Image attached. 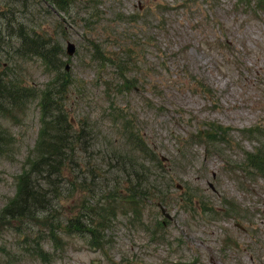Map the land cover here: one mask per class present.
Wrapping results in <instances>:
<instances>
[{"label": "rangeland", "instance_id": "obj_1", "mask_svg": "<svg viewBox=\"0 0 264 264\" xmlns=\"http://www.w3.org/2000/svg\"><path fill=\"white\" fill-rule=\"evenodd\" d=\"M69 6L0 0V79L26 87L17 110L0 112V139L8 142L0 150V210L15 197L39 137L40 93L57 72L66 85L64 62L55 72L22 53L20 22L41 42L51 38L64 49L67 40L75 42L68 72L76 83L69 93L56 86L63 92L49 98L83 125L77 163L69 160L47 178L57 181L48 216L0 222V264L7 254L10 264H264V163L251 167L264 162V5L71 0ZM96 53L113 62L94 60ZM123 74L137 79L128 93L114 86ZM52 108L46 101V112ZM113 108L161 147L164 171L145 164L152 179L160 176L172 216L164 217L157 198L146 200L140 219L119 211L100 238L87 211L103 192L130 191L119 164L139 158L112 119ZM209 127L212 135L197 136Z\"/></svg>", "mask_w": 264, "mask_h": 264}, {"label": "trees", "instance_id": "obj_2", "mask_svg": "<svg viewBox=\"0 0 264 264\" xmlns=\"http://www.w3.org/2000/svg\"><path fill=\"white\" fill-rule=\"evenodd\" d=\"M45 1H48L53 6L57 7V9L67 10V11H69L70 9L68 8V6H64V5L59 6V0H45ZM18 26L25 27V29L19 28L20 39H19L18 45L21 47L22 53L24 55L31 54L35 56L36 58L40 59L41 61H44V63H47V66H52V69L57 70V68L59 67L57 64L58 63L61 64V61L57 60L56 56L61 51V46L59 44H51L50 43L51 38H49V40L46 41L49 45V47L47 48L45 42L40 43L41 38L37 37L38 33H36L35 31L28 30L27 26H25L23 22H20V25ZM28 31H30V33H28ZM96 59L98 61L103 60V64H106L107 62H113V59L110 56L106 57L103 54H101L100 56H96L94 60ZM65 77H66V85L63 82L64 80L61 79V81L59 82V85L62 87L60 88L65 89V86H66L67 91H71L75 85V79L73 78V76H70V73L66 70V68H65ZM136 83H137L136 77L134 76L127 77L126 75L123 74L122 80L119 81V84H117L118 86L117 91L120 93L125 89V91L127 92L131 88H135ZM110 84H111V81H108V85ZM0 87H2L0 89V112H4L5 109L9 107L10 103L14 107V106H18V102H22L20 101L19 98H17L18 97L17 92H13L15 90L11 87V84L3 83L2 85H0ZM51 92L53 95H57L58 92L60 91H55V89H51ZM49 99L50 98L47 97L45 101L50 102L51 107H53V110H54V112L49 114L50 119L48 122L51 125L49 128V131L46 133L45 139L42 138L40 140V143L38 144L41 147H39L38 151L33 157L34 159L31 165L32 170L24 173L21 176V181L23 182L21 185L20 193L17 196V199L14 201L12 200L9 203V205H7L0 212V215L15 216L14 215L15 212L17 214H23V213L30 214L34 212V210H39L38 209L39 207L44 206L42 203V198H41L42 195L44 194V191L42 190L37 180H35V178L38 175L44 173V171L47 174H53L55 172L60 171L61 164L66 162V160L68 159L72 160L69 157L71 154L73 156V163L76 161L75 156H74V152H75L74 144L71 143L72 144V150H71V145H69V142H68L70 138H69V134L66 132L67 125L65 122V115H62L63 113L62 111L61 113L59 112L60 106L57 104V100H54L55 99L54 98L52 101H50ZM44 109H45V106H44ZM58 113L60 114L58 115ZM69 122H70V127H71L73 125V122H71L70 119H69ZM70 133H71V141H72L74 140V138H73V133L71 132V130H70ZM201 133H202V130L200 134ZM203 133H206L207 136H210L214 132L209 129L207 131H204ZM48 134H49V137H48ZM76 136H77V133H76ZM211 140H213V138ZM5 148H8V142L4 139H0V150H4ZM138 148L140 151H143L141 147H138ZM126 164L128 163L125 162L124 165ZM135 164L137 165V167L135 168L137 172L138 170L142 171V168H140V166L137 163ZM129 166L133 168V165H129ZM150 183L152 184L154 188L157 189V186L153 182H150ZM136 192L139 194H142L141 191L138 189H136ZM112 198L113 196L108 198L109 203H110V199ZM107 211L110 212L109 209H107ZM99 215L101 216L100 213ZM100 223L103 225V221Z\"/></svg>", "mask_w": 264, "mask_h": 264}, {"label": "bare ground", "instance_id": "obj_3", "mask_svg": "<svg viewBox=\"0 0 264 264\" xmlns=\"http://www.w3.org/2000/svg\"><path fill=\"white\" fill-rule=\"evenodd\" d=\"M106 196H112L113 195V192H110V191H106V192H103Z\"/></svg>", "mask_w": 264, "mask_h": 264}, {"label": "water", "instance_id": "obj_4", "mask_svg": "<svg viewBox=\"0 0 264 264\" xmlns=\"http://www.w3.org/2000/svg\"><path fill=\"white\" fill-rule=\"evenodd\" d=\"M73 49H74L73 45H69V47H68V52H69V53H72Z\"/></svg>", "mask_w": 264, "mask_h": 264}]
</instances>
